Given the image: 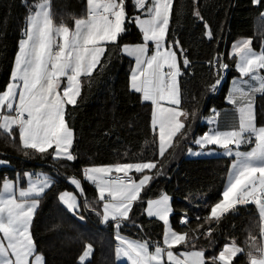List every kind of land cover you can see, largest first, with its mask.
Segmentation results:
<instances>
[{
    "label": "trees",
    "instance_id": "obj_1",
    "mask_svg": "<svg viewBox=\"0 0 264 264\" xmlns=\"http://www.w3.org/2000/svg\"><path fill=\"white\" fill-rule=\"evenodd\" d=\"M40 1L0 0V90L9 83L26 17ZM49 2L54 26L72 28L74 20L86 14V0ZM126 3V13L131 19L136 11L131 0ZM196 11L203 20L194 15ZM261 13H264V0L256 5L252 0H173L167 36L179 39L191 62L184 72V57L179 56L181 49H174L182 72L178 78L181 110L195 111L197 115L189 116L186 121L191 125L190 137L187 140L173 137L164 156L158 153V136L150 123L151 102L142 101L140 94L129 87L132 61L111 43L104 45L102 63L91 75L81 77L77 103L65 106L66 122L74 131L75 162L53 159L51 155L45 157L35 149L26 148L16 128L0 129V160L6 162L0 168V181L24 171H40L51 179L49 187L37 198L38 206L30 226L35 252L42 256L45 264H117L114 255L117 230L113 221H101L100 202L93 185L83 177V169L117 162L148 161L156 164L149 175L154 176L157 171L162 174L151 182L146 195L136 203L132 212L135 225L125 221L120 233L161 245L163 223L147 217L144 207L148 197L155 198L164 192L171 197L170 226L189 238L188 248L204 250L208 259L217 255L225 243L235 242L244 250L235 264H249V244L254 241L261 246L260 232L264 228L256 205H238L235 211L223 214L218 222L210 218L211 206L222 198L220 193L232 156L219 152L191 158L186 156V151L193 147L191 139L209 129L203 118L209 117L213 110L221 112L230 106L227 102L230 81L239 75L234 69V57L228 55L230 45L236 39L249 38L252 48L264 50V15ZM205 21L214 34L211 41L204 36ZM141 37L135 24L129 23L119 43L140 42ZM221 53L230 69L221 86L210 90L217 77L208 61ZM260 73L264 77V69H260ZM253 106L257 127L264 126V93L255 96ZM232 126H236V115L231 117L228 112H222L214 128L227 130ZM253 145L254 137L252 144H242L241 149L248 150ZM73 177L82 184L78 191L81 210L75 214L69 213L58 199L60 192L73 190L69 183ZM181 215L188 218L183 226ZM209 228L212 234L205 235ZM87 245L92 248L91 254L81 263L78 258ZM178 247L185 248L184 245ZM252 251L258 254L254 248Z\"/></svg>",
    "mask_w": 264,
    "mask_h": 264
},
{
    "label": "snow or ice",
    "instance_id": "obj_2",
    "mask_svg": "<svg viewBox=\"0 0 264 264\" xmlns=\"http://www.w3.org/2000/svg\"><path fill=\"white\" fill-rule=\"evenodd\" d=\"M252 3L259 4L260 0H252ZM87 6V18L80 19L75 31L71 33L52 24L47 0L36 4L34 11H29L26 27L22 30V38L14 56L10 82L4 90H0V106L10 110L9 113L15 110L16 117L9 125L0 122V128L8 131L16 125L19 128L20 141L26 148L35 149L45 157L51 155L53 159L62 158L75 162L77 156L72 151L74 131L66 122L65 105L77 103L80 94L79 78L82 74L93 73L102 63L104 45L111 43L129 57L135 58L129 87L140 94L142 101L151 102L150 123L153 129H159V154L164 156L166 149L173 143V137L185 140L190 137L191 125L186 121L189 116L194 118L197 115L195 111L188 113L181 110V86L178 78L182 72L178 54L174 49H181L179 56L184 57V72H187L191 62L179 39L173 40L167 36L173 0H151L150 3H146V0H134L133 9L143 11L146 16L144 19L139 15L129 19L126 0H87ZM194 15L203 20L198 11ZM129 23H134L142 33L141 43H119L122 34L127 32ZM204 28V36L209 41L214 39L206 21ZM54 31L60 38L59 42L53 35ZM233 54L239 76L251 77L253 81L259 79L260 86L254 87L242 79L241 82L248 85V90L245 91L234 81V88L230 89L227 101L236 106L238 127L232 126L228 131L210 129L191 139V143L200 149L218 145L224 149V155L235 156L229 169L230 178L220 193L222 198L211 206L210 218L218 222L223 214L230 210L235 211L236 206L254 203L260 220L264 223V126L257 127L253 106L254 93H264V77L255 75L258 70L264 69V50L255 52L250 46V40L245 39L233 44L229 56ZM208 63L210 68L217 69V77L228 68L219 54ZM62 77H66V84L62 85ZM222 83L217 78L210 85V90H215ZM61 88L63 95L58 91ZM209 119L211 122L214 118ZM253 137L254 146L249 151L238 150L242 144H252ZM230 145H235L237 150L233 152ZM49 149H52L51 153L48 152ZM188 151L193 155L198 154L193 153L191 148ZM155 167V162L148 161L117 162L83 169L85 179L95 184L99 202L102 204L101 221L114 222L117 230L115 239L127 246L126 254L131 252L135 256L132 264H163L165 255L169 264H235V259L244 252L235 242L231 245L225 243L218 255L208 259L205 258L204 250H188L189 238L169 227L173 209L170 207L169 195L164 192H160L156 198L146 199L144 213L149 218H157L163 222V244L166 247L147 240H129L120 234L119 229L125 221H131L135 225L132 212L136 203L146 195L151 182L162 174L159 171L154 176L146 174V170L151 172ZM133 172L139 174L138 179L130 174ZM50 183L51 180L45 177L39 186L31 184L28 189H21L20 195L27 197L34 193L39 197ZM70 183L76 189H82L79 179L70 178ZM11 189V182L5 179L4 192L10 193ZM59 200L69 213L77 212V197L72 192H61ZM37 204L38 200L35 198L17 202L10 195L7 198L0 197V233L3 234L0 238V264H45L40 255L31 259L35 245L30 226ZM4 212L7 219L2 215ZM80 219L83 220L84 217L80 216ZM180 221L183 226L188 218L181 215ZM211 234L212 229L209 228L205 235ZM260 236L264 238V228ZM177 245H184L185 250L174 253L173 247ZM253 248L259 254L264 253V248L254 241L250 242V259L255 256ZM80 260L84 261L82 257Z\"/></svg>",
    "mask_w": 264,
    "mask_h": 264
},
{
    "label": "crops",
    "instance_id": "obj_3",
    "mask_svg": "<svg viewBox=\"0 0 264 264\" xmlns=\"http://www.w3.org/2000/svg\"><path fill=\"white\" fill-rule=\"evenodd\" d=\"M132 1V3L134 2V0H131ZM44 2V0H42V1H40L38 4H40V3H43ZM47 3H48V11H49V13H50V2H49V0L47 1ZM146 3H150V0H147L146 1ZM135 11H136V13L137 14H144V12L143 11H141V10H138V9H134ZM86 11H88V6H87V0H86ZM87 17V16H86ZM27 22V21H26ZM52 22V21H51ZM65 27V26H64ZM68 28V27H67ZM70 30L72 29V28H69ZM21 39V38H20ZM245 39H248V40H250L249 38H240V39H236L231 45H230V47H229V50H228V55H229V53H231L232 52V46H233V44L234 43H238V42H240V41H242V40H245ZM19 42V41H18ZM57 42H59L58 41V39H57ZM250 46H251V43H250ZM252 47V46H251ZM17 50H18V48H17ZM253 50L255 51V52H257V53H259V52H261L262 51V48H260V49H258V50H256V49H254L253 48ZM122 52V51H121ZM230 57H234V61L236 62V57H235V55L233 54L232 56H230ZM235 62H234V69L236 70V67H235ZM13 66H14V63H13ZM12 66V67H13ZM237 71V70H236ZM238 72V71H237ZM239 74V73H238ZM255 75L257 76V77H261V73H260V70H258L256 73H255ZM82 76H85L84 74H82L81 75V77ZM81 77L79 78V80H81ZM63 78H65V77H63ZM62 78V79H63ZM61 79V80H62ZM242 79L243 80H247L248 81V83L250 84V85H253L254 87H259L260 86V83H259V79H257L256 81H253L252 79H251V77H244V78H241L239 75L238 76H236V77H234L233 79H231V81H230V84H231V89H233L234 88V81L237 83V84H240V86L241 87H243L244 88V90L245 91H247L248 90V85H245V84H243L241 81H242ZM10 81V80H9ZM59 91V93L61 94V95H63V88H61V89H59L58 90ZM258 93H260V92H256V93H254V96H253V103H254V98H255V96L258 94ZM230 95V92H229V94H228V96ZM228 96H227V98H228ZM228 102V101H227ZM230 106L226 109V110H224V111H221V112H219V111H217V110H213L212 111V114L209 116V117H205V118H203V122H205L206 124H208L209 125V129L208 130H210V129H215L214 127H215V124H216V119H217V113H219L220 115H221V113L222 112H228V115H230L231 117H232V114H235L236 115V126L238 127V124H239V117H238V113L235 111V105H233V104H230V103H228ZM67 105V104H66ZM65 105V106H66ZM165 106H168L167 104H165ZM9 111L10 110H6V107H3V106H0V122H3V123H5L6 125H9V124H11V123H13L14 122V116H13V111L11 112V113H9ZM210 117H213L214 119H212L211 120V122H210ZM260 127V126H259ZM12 128H16L17 130H18V132H19V128H18V126H16V125H13L12 127H11V129ZM0 129H2V128H0ZM11 129H9L8 131H10ZM3 131H6V130H4V129H2ZM155 131H156V133H157V136H159V129L158 128H156V129H154ZM207 130V131H208ZM228 130H231V129H227V130H219V131H228ZM202 135V134H201ZM210 146H212V145H209V146H206V147H210ZM214 147H216L215 149H222L223 150V148H221L220 146H218V145H213ZM241 146L242 145H240L239 146V151H249L250 149H248V150H242L241 149ZM254 146V145H253ZM197 147V149H200L199 148V146H197V145H195V144H193V147L192 148H196ZM218 147V148H217ZM232 150H233V152L234 151H236L237 150V148H236V146L235 145H230L229 146ZM191 148V149H192ZM189 152V151H188ZM187 152V153H188ZM158 153H159V139H158ZM187 153H186V155H187ZM220 153H224V152H220ZM210 155H212V154H210ZM214 155V154H213ZM235 159V156L233 155L232 156V160H231V162H230V165H229V168H228V170H227V173H226V178H225V182H224V186H223V189H224V187H225V185H226V183L228 182V180H229V178H230V175H231V173H230V171H229V169H230V167H231V165H232V161ZM6 165V162L4 161V160H0V168L1 167H4ZM25 173H27V175H25ZM131 175H133V178L134 179H138L139 178V174H137V173H130ZM146 174H149L148 172H147V170H146ZM47 175V174H46ZM46 175H42V174H38L37 173V171H35V172H33V171H24V172H16L12 177H6V178H4V179H2L1 181H0V197H2V198H7L9 195L11 196V197H13V198H15V201H21V200H23V199H28V200H30V199H33V198H35V199H37L38 197H36L35 196V194L33 193V194H30L29 196H27V197H22L21 195H20V192H21V189H28L29 188V186L31 185V184H35V185H37V186H39L43 181H44V179H45V177H46ZM48 176V175H47ZM83 177H84V172H83ZM48 178L50 179V177L48 176ZM85 178V177H84ZM5 179H7V180H9L10 182H11V185H12V189H11V192L9 193V192H4V190H3V186H4V182H5ZM51 180V179H50ZM89 182V181H88ZM69 183H70V179H69ZM92 185H93V187L95 188V191H96V195H97V199L99 200V196H98V193H97V190H96V187H95V184L94 183H92V182H90ZM51 184V183H50ZM49 184V185H50ZM71 184V183H70ZM72 185V184H71ZM73 186V190H69L70 192H72V191H74L75 192V194L79 197V194H78V191H79V189H76L75 188V186L74 185H72ZM49 187V186H48ZM47 189V188H46ZM45 189V190H46ZM223 189H222V191H223ZM62 192H64V191H62ZM61 193V192H60ZM59 193V194H60ZM42 194V193H41ZM40 194V195H41ZM156 198V197H155ZM58 199H59V195H58ZM38 200V199H37ZM59 202L63 205V203L59 200ZM5 203L7 204V200L5 201ZM37 206H38V204H37ZM65 208H66V206L65 205H63ZM78 207H79V209H80V201L78 202ZM100 207H101V211H102V204L100 203ZM171 207V206H170ZM37 208V207H36ZM36 210V209H35ZM35 212V211H34ZM2 215L4 216V218L5 219H7V214H6V212H4V213H2ZM102 215H103V211H102ZM264 225V224H263ZM169 227L171 228V226H170V221H169ZM171 230H173L172 228H171ZM174 231V230H173ZM177 232V231H176ZM117 233V232H116ZM179 233V232H178ZM121 234V233H120ZM179 234H183V233H179ZM122 236H125L127 239H129V240H139V239H136V238H133V237H130V236H127V235H124V234H121ZM2 236H3V234L2 233H0V238H2ZM115 236H116V234L114 235V238H115ZM115 241V248H114V255H115V261H116V263L117 264H122V263H127V264H132V261H134V259H135V256L131 253V252H127V254H126V248H127V246L124 244V243H121V242H118L116 239L114 240ZM140 241H142V240H140ZM6 243V242H5ZM233 242H228V244L229 245H231ZM225 245V244H224ZM224 245L222 246V248L219 250V252L223 249V247H224ZM160 246H162V247H166L164 244H163V239H162V244L160 245ZM178 246H181V245H177V246H174L173 247V251H174V253H179L180 251L182 252V251H184L185 250V248H179ZM237 246V245H236ZM237 247H239V248H241L240 246H237ZM261 248H264V238H262L261 237V246H260ZM178 248V249H177ZM182 249H184V250H182ZM242 249V248H241ZM152 250H154V249H152ZM188 250H199V249H195V248H188ZM218 252V253H219ZM35 255H40L39 253H36L35 252V249H34V256L31 258V259H34L35 258ZM218 255V254H217ZM253 255H255V256H253L250 260H249V264H262V262H264V253H258V254H253ZM41 256V255H40ZM42 257V256H41ZM42 260H43V258H42ZM163 264H169V262L167 261V257H166V255L163 257Z\"/></svg>",
    "mask_w": 264,
    "mask_h": 264
},
{
    "label": "rangeland",
    "instance_id": "obj_4",
    "mask_svg": "<svg viewBox=\"0 0 264 264\" xmlns=\"http://www.w3.org/2000/svg\"><path fill=\"white\" fill-rule=\"evenodd\" d=\"M48 1V0H47ZM147 1V0H146ZM150 2H151V0H150ZM88 15V11H86V14L84 15V16H82V17H79V18H76L75 20H74V24H73V27H72V29L70 30L69 28H67V27H64V26H55L56 28H58V29H61V30H63V31H69L70 33L71 32H73V31H75V29H76V26H77V22L80 20V19H86L87 16ZM134 15H139L140 17H141V19H144V18H146V16H145V14H134ZM136 26V25H135ZM137 27V26H136ZM138 29V28H137ZM139 31V30H138ZM53 35L54 36H56L57 35V33L54 31L53 32ZM141 36H142V33H141ZM55 39L57 40L58 39V41L60 40V38H59V36H56L55 37ZM142 42V37H141V41L140 42H136V43H141ZM136 43H125V44H128V45H134V44H136ZM149 44H150V46H151V42H149ZM123 54H125L127 57H129L128 55H127V53H124V52H122ZM130 58V60L132 61V65L130 66V74H131V68L134 66V64H135V58L134 57H129ZM165 70H167V69H165ZM130 76V75H129ZM63 78V77H62ZM61 78V79H62ZM62 85L63 84H66L67 83V80H66V77L65 78H63L62 80ZM10 82V81H9ZM221 85H219V87H220ZM6 110L8 111V109L6 108ZM197 136H199V135H197ZM216 147H214L213 145L212 146H210V147H205V149H197V147L196 148H192V151H193V153H198L197 155H193V154H190L189 152H188V150L186 151V152H188L187 153V157H202V156H210V154H219V152H224V149L222 150V149H215ZM218 148V147H217ZM37 173L38 174H44V175H46L45 173H43V172H40V171H37ZM46 177L48 178V176L46 175ZM64 191H69V190H64ZM70 192V191H69ZM72 193L77 197V203L80 201V197H78L76 194H75V192L74 191H72ZM170 197V196H169ZM170 201H171V197H170ZM79 210H81V209H79V207H78V209H77V211H79ZM147 216V215H146ZM163 223V222H162ZM163 227H164V225H163ZM163 231H164V228H163ZM162 239H163V234H162ZM91 246L90 245H87L85 248H84V250H83V252L81 253V255L79 256V258H78V261L79 262H81V263H83V262H85L87 259H89V257H90V254H91ZM182 250H184V249H182ZM181 252V251H180ZM80 257H82L83 258V260L84 261H81L80 260Z\"/></svg>",
    "mask_w": 264,
    "mask_h": 264
},
{
    "label": "built area",
    "instance_id": "obj_5",
    "mask_svg": "<svg viewBox=\"0 0 264 264\" xmlns=\"http://www.w3.org/2000/svg\"><path fill=\"white\" fill-rule=\"evenodd\" d=\"M219 55H220V58L223 60V62L227 64V62H226L225 59H224L223 53H221V54H219ZM227 65H228V64H227ZM212 69L214 70V72H215V74H216V77H217V69H216L215 67L212 68ZM229 69H230V66L228 65L227 70H226V71H222V72L220 73L219 77H217V78H219V79H221V80L223 81V79H225V77H226V75H227ZM217 78H216V79H217ZM13 116H14V118L16 117V112H15V110H13ZM113 175H115V173H113ZM260 222H261V220H260ZM261 223H262V222H261Z\"/></svg>",
    "mask_w": 264,
    "mask_h": 264
}]
</instances>
